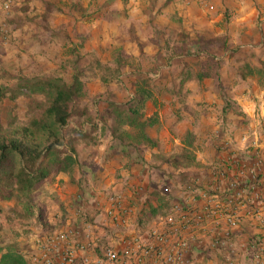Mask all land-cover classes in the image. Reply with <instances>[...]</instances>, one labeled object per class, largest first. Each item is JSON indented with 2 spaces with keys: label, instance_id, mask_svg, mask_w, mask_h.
<instances>
[{
  "label": "crops",
  "instance_id": "1",
  "mask_svg": "<svg viewBox=\"0 0 264 264\" xmlns=\"http://www.w3.org/2000/svg\"><path fill=\"white\" fill-rule=\"evenodd\" d=\"M10 28L7 44L0 42L9 57L71 70L70 60L86 56L83 76L99 77L89 98L125 97L139 76L157 77L143 104L146 138L135 126L96 117L92 137L75 145L71 173L40 183L57 187L55 230L80 226L76 208L94 227L98 246L79 257L95 258L103 247L120 248L124 237L146 236L176 201L200 211L201 194L219 193L235 177L247 208L239 225L216 228L209 221L197 229L185 264H264V249L239 243L264 234V85L242 71L264 69V0H14ZM215 38L221 44L209 71L198 62L205 56L199 45ZM112 196L128 209L122 222L107 215ZM220 229L232 231L230 250L213 245Z\"/></svg>",
  "mask_w": 264,
  "mask_h": 264
},
{
  "label": "trees",
  "instance_id": "2",
  "mask_svg": "<svg viewBox=\"0 0 264 264\" xmlns=\"http://www.w3.org/2000/svg\"><path fill=\"white\" fill-rule=\"evenodd\" d=\"M220 41L215 38L206 41V45L198 44L205 48L204 59L198 62L209 71L216 63L210 58L215 51L213 48L220 46ZM79 60H70L72 72L69 80L56 75L22 78L16 86L18 90L24 87L29 95L43 94L44 98L32 108L33 113L24 125L5 134L0 124V201L12 203L11 215L0 220V264H30L26 257L27 245L25 242L21 244L20 238L41 228L45 218L32 204V194L49 176L67 175L76 167L78 152L75 145L78 141L88 142L92 137L90 130L93 131L94 118L112 117L118 124L123 122L135 126L138 134L146 138L145 129L149 123L142 120L143 104L153 97L157 77L149 73L139 76L135 81L137 85L125 97L107 94L103 97L99 94L89 98L84 89L83 67L79 66ZM242 71L247 75L256 74L260 85H264L262 67H244ZM15 96V89L0 85V100H12ZM98 101L107 102V105L95 109L94 106L89 107L90 102ZM66 127L69 128L66 130ZM22 226L23 231L20 230Z\"/></svg>",
  "mask_w": 264,
  "mask_h": 264
},
{
  "label": "built area",
  "instance_id": "3",
  "mask_svg": "<svg viewBox=\"0 0 264 264\" xmlns=\"http://www.w3.org/2000/svg\"><path fill=\"white\" fill-rule=\"evenodd\" d=\"M14 0H0V42L6 45L11 37L10 20ZM223 177V176H222ZM204 204L200 211L190 208L185 202L176 201L160 223L149 229L146 236L124 237L120 248L103 247L100 255L90 258L78 256V252L97 248L94 227L85 219V213L76 208L74 215L81 219L78 228L48 230L34 238L37 247L33 264H185L189 238L197 229H202L209 221L216 228L222 223L233 228L240 221V210H246L242 199V189L237 179H229L225 189L219 193L201 194ZM106 210L114 221H121L128 209L120 197H110ZM249 214V213H247ZM223 234V232H222Z\"/></svg>",
  "mask_w": 264,
  "mask_h": 264
},
{
  "label": "rangeland",
  "instance_id": "4",
  "mask_svg": "<svg viewBox=\"0 0 264 264\" xmlns=\"http://www.w3.org/2000/svg\"><path fill=\"white\" fill-rule=\"evenodd\" d=\"M43 64L44 61L40 60ZM79 66L83 67V71H87L88 66V59L86 56L79 60ZM100 71V70H98ZM72 68L71 70L67 67L60 66L59 63H54L52 65H35L32 64L30 61L25 60L23 57L21 59H17L16 57H9L7 53L4 52V50L0 49V85H3L5 87H8L10 89L16 90V96L12 100H8L7 98H3L0 100V124L2 125L3 133L7 134L10 132L14 127L24 125L28 122L30 119L32 113H33V107L36 103H40L42 100V95L32 96L29 95L27 90L24 87H20L19 90L16 88L17 84L21 83L22 78H29L31 76L44 78L48 75H59L60 77L64 78L65 80H69L71 76ZM99 77L92 76L90 77L87 73V76H82L84 86L87 88L86 92L91 94L90 92H93L96 88L94 85H99ZM108 78V77H107ZM104 79V77H101V80ZM122 80V78H120ZM123 81V80H122ZM111 82V81H109ZM117 83L119 81H116ZM103 83V80H102ZM44 98V97H43ZM69 127H66V130ZM65 130V129H64ZM65 130V131H66ZM10 135H8L9 137ZM52 183L46 184L44 187L40 185L32 194V204L35 206L36 209H41L42 211H49L50 214H48L44 218V225H42L41 228H36L35 232L32 231V233L28 232L27 235L21 236V244L22 242L26 243V257L29 259V263L33 264L35 254L37 253V247L34 242V238L48 230L54 231L56 229V226L53 223L52 220V214L51 211H54L55 204L52 201L54 195H56L57 187L53 188ZM51 186V187H50ZM56 191V192H55ZM10 209H12V203L10 202H2L0 201V220H5L3 216L5 215H11ZM51 209V210H50ZM53 209V210H52ZM10 212V213H9ZM116 222V221H115ZM240 221L237 223L235 227L239 225ZM9 224V223H8ZM5 224L4 225H8ZM22 225H24L22 223ZM261 229H264V220L260 222ZM233 227V228H235ZM24 227L20 229L23 231ZM219 231H223V235H219L218 232H215L214 235V246L221 248L223 246L224 250H230V244H227V241L230 240V229H220ZM264 233V232H263ZM224 237V238H220ZM236 239L235 242H239L238 237H234ZM240 244L245 243L248 247L250 245V248L254 245L255 248L253 251H260L264 249V234L263 236L257 241L256 239L253 240V237L245 236L242 240L239 242ZM251 243V244H250ZM20 244V245H21ZM245 246V247H246ZM190 247V244H189ZM220 250V249H219ZM258 251V252H259ZM190 250L188 251V253ZM260 253V252H259ZM256 258L259 256L257 254L254 255Z\"/></svg>",
  "mask_w": 264,
  "mask_h": 264
}]
</instances>
